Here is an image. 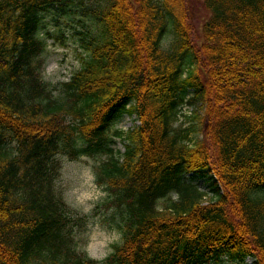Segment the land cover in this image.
Segmentation results:
<instances>
[{
  "label": "trees",
  "instance_id": "obj_1",
  "mask_svg": "<svg viewBox=\"0 0 264 264\" xmlns=\"http://www.w3.org/2000/svg\"><path fill=\"white\" fill-rule=\"evenodd\" d=\"M203 5L197 36L187 0H0V264H264V0ZM50 9L97 27L59 86L40 72ZM183 103L205 121L193 143ZM124 112L139 124L112 127ZM61 155L97 158L86 216L122 238L101 260L68 234Z\"/></svg>",
  "mask_w": 264,
  "mask_h": 264
},
{
  "label": "rangeland",
  "instance_id": "obj_2",
  "mask_svg": "<svg viewBox=\"0 0 264 264\" xmlns=\"http://www.w3.org/2000/svg\"><path fill=\"white\" fill-rule=\"evenodd\" d=\"M187 1L192 12L191 22L198 36L203 20L208 17L209 12L205 9L203 0ZM96 30V25L80 10L61 15L51 9L42 13L39 24V35L43 40V49L39 53L40 72L48 84L59 86L61 81L68 80L81 66L87 54L82 45V38L88 36V33L93 34ZM138 124L139 120L134 113L124 112L118 116L112 127L126 131ZM175 124L187 128L188 136L191 138L189 143L203 138L205 121L186 119L183 116ZM123 144V138L116 137L112 146L122 151ZM59 159V171L53 180L52 188L55 195L63 202L61 205L68 216L66 223L72 244L88 256L95 257L93 259L101 260L112 251L114 244L121 243L122 238L117 230L102 226L86 216L105 194L103 188L96 184L91 168V164L97 158L82 156L70 159L61 155ZM187 177L201 189L211 192L209 174L199 173ZM165 202V199H160L158 204L162 206ZM114 235L119 239L109 242ZM220 264L235 263L223 258ZM244 264H253V259L247 257Z\"/></svg>",
  "mask_w": 264,
  "mask_h": 264
},
{
  "label": "clouds",
  "instance_id": "obj_3",
  "mask_svg": "<svg viewBox=\"0 0 264 264\" xmlns=\"http://www.w3.org/2000/svg\"><path fill=\"white\" fill-rule=\"evenodd\" d=\"M117 239H119V237L114 235L109 242H115Z\"/></svg>",
  "mask_w": 264,
  "mask_h": 264
}]
</instances>
